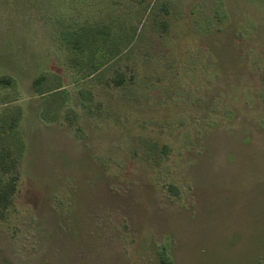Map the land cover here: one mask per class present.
<instances>
[{"label": "rangeland", "instance_id": "rangeland-1", "mask_svg": "<svg viewBox=\"0 0 264 264\" xmlns=\"http://www.w3.org/2000/svg\"><path fill=\"white\" fill-rule=\"evenodd\" d=\"M2 149L0 264H264V0H0Z\"/></svg>", "mask_w": 264, "mask_h": 264}, {"label": "trees", "instance_id": "trees-1", "mask_svg": "<svg viewBox=\"0 0 264 264\" xmlns=\"http://www.w3.org/2000/svg\"><path fill=\"white\" fill-rule=\"evenodd\" d=\"M166 24L163 25V28ZM73 47V45H71ZM74 49V47H73ZM43 81L40 77L34 81V85L38 87ZM113 82L117 86L124 83V75L119 72ZM6 83V81L4 82ZM20 174L18 170V159L7 149L0 150V219L5 218V214L13 207L16 195L19 191ZM175 192V191H174ZM160 261L162 264H170L164 257L162 252Z\"/></svg>", "mask_w": 264, "mask_h": 264}]
</instances>
